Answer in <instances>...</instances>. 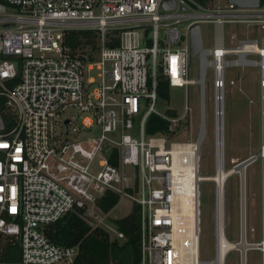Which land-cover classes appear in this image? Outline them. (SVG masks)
Masks as SVG:
<instances>
[{
  "label": "built area",
  "instance_id": "built-area-1",
  "mask_svg": "<svg viewBox=\"0 0 264 264\" xmlns=\"http://www.w3.org/2000/svg\"><path fill=\"white\" fill-rule=\"evenodd\" d=\"M164 1L0 0V100L9 123L6 127L0 112L4 125L0 130V264H74L79 243L55 244L44 232L68 215L83 221L89 232L102 228L111 238L123 239V233L109 222V214L98 207L106 194L127 198L138 207L139 264H180L174 226L193 163V174L201 176L207 70L213 77L212 176L246 160L230 159L231 166L225 169V70L258 68L263 102L264 68L250 63L264 59V37L231 35L228 43L238 42L228 47L223 26L244 24L253 27L252 34L264 31V7L243 9L227 3L212 8L194 0H171L174 8L163 9ZM203 23L213 25V47L204 48L202 43L198 79L192 80L190 31ZM72 32L94 33L95 49L71 47L66 36ZM116 41L117 46H107ZM244 44L250 52L242 61L237 52ZM160 78L169 89L198 85L200 121L195 142L176 140L182 124L189 125L187 102L181 117L158 109ZM69 110L75 111L73 116L66 115ZM151 114L167 121L172 134L146 135ZM65 121L70 122L68 134ZM197 144L196 155L190 154L186 147ZM234 175L240 187L241 176L234 173L225 178L221 190L216 180L198 181L195 188L192 178L198 239L199 183L213 184L214 205L215 258L200 259L198 252L196 264H217L218 238L228 240L224 187ZM262 196L263 238L264 190ZM232 249L237 246L229 248L226 256Z\"/></svg>",
  "mask_w": 264,
  "mask_h": 264
},
{
  "label": "rangeland",
  "instance_id": "rangeland-1",
  "mask_svg": "<svg viewBox=\"0 0 264 264\" xmlns=\"http://www.w3.org/2000/svg\"><path fill=\"white\" fill-rule=\"evenodd\" d=\"M226 0H211L212 8H223ZM252 26L244 24H228L223 26L224 40L229 42L230 36L237 38L264 37V31L253 32ZM200 32L204 48L213 47V25L200 24ZM244 34V35H243ZM242 35V37H240ZM238 41H230L228 47H234ZM250 59L257 60L258 56ZM190 79H198V56L190 62ZM212 72L206 71L205 81V135L199 147V174L203 177L214 174V125H213V88ZM260 73L256 67L227 68L225 70V121H224V159L225 169L230 168V159L243 161L251 155L261 151L264 139V120L262 115L263 102L259 85ZM190 107L189 125L182 124L176 135L179 142H195L199 131V87L191 85L186 89L171 88L169 100L158 105L161 112L174 110L177 117L184 114V106ZM74 110L66 115L73 116ZM262 160L258 159L248 166L245 172V242L256 243L263 241V196L261 180ZM225 232L230 242H239L241 238V191L239 177L234 175L225 183ZM200 192V234L198 239L200 259L212 260L215 258L214 233V205L213 184L199 183ZM132 209V203L127 198H121L118 205L110 211L109 222L126 216ZM243 234V233H242ZM259 249L248 248L246 264H264V255ZM242 254L239 249H232L225 258L224 264H242Z\"/></svg>",
  "mask_w": 264,
  "mask_h": 264
},
{
  "label": "trees",
  "instance_id": "trees-1",
  "mask_svg": "<svg viewBox=\"0 0 264 264\" xmlns=\"http://www.w3.org/2000/svg\"><path fill=\"white\" fill-rule=\"evenodd\" d=\"M199 5L207 7L211 0H194ZM260 7H264V0H260ZM96 35L92 32H72L66 36V42L71 47L91 45L95 49ZM117 41L107 43V46H117ZM169 84L160 78L157 86L159 104L169 100ZM0 112L3 114L2 101ZM169 116H176L174 110H166ZM169 124L155 114L148 116L145 133L148 136L171 135ZM120 199L114 194H106L98 201L100 210L107 214L119 203ZM113 225L123 233V239L111 238L102 228L89 232V226L73 215L63 217L58 222L45 227V234L55 244L69 246L79 243V252L74 264H139V215L138 207L133 205L129 214L112 220ZM89 232V233H88ZM260 242V241H258Z\"/></svg>",
  "mask_w": 264,
  "mask_h": 264
},
{
  "label": "bare ground",
  "instance_id": "bare-ground-1",
  "mask_svg": "<svg viewBox=\"0 0 264 264\" xmlns=\"http://www.w3.org/2000/svg\"><path fill=\"white\" fill-rule=\"evenodd\" d=\"M250 47H248V44H244L240 47L238 53L239 58L243 61L244 57L248 55L250 52L249 50ZM251 65L254 66H261L264 68V59H262L259 62H251ZM263 120H264V98H263ZM264 129V128H263ZM203 135V128L201 127V132L200 136L198 139V144H200V141L202 139ZM221 141V140H220ZM264 142V139H263ZM198 144L197 145H192L189 147H186L188 151H190V154H195L196 155V150L198 149ZM190 149V150H189ZM196 149V150H195ZM261 155V159L264 160V143L262 144L261 151L259 152ZM222 155V146L221 142L218 148V159H221ZM221 161V160H220ZM252 164V163H251ZM245 164H240L236 168H231L225 172L221 171V169L218 170V174L215 176H210L208 178L204 177H198L196 173L194 172L193 174V168L196 170V164H192V166L189 167L188 169V181L186 183V189L187 193L184 197L181 198V203H180V219L176 222V225L174 226V238L177 240L178 247L180 250V264H196L198 263V229H197V220H196V215H195V208H194V201H193V184H192V178L194 177L195 181V188L196 184L198 181H209V180H216L219 184V189L221 190L224 181L226 180L225 178L229 175H232L234 173H237L241 176V184H240V191H241V212L243 214L242 221L243 225L241 224V243H238L236 246L239 249V251L242 254V264H246V254H247V249L246 245L244 242L245 238V228H246V223H245V172L248 168L249 165ZM194 166V167H193ZM263 182V190H264V177L262 179ZM222 221V217L220 219ZM221 234V228L220 232ZM243 233V234H242ZM218 243H217V260L215 261L217 264H224L225 262V257L226 253L229 248L233 247V242H230L226 240L223 236H219L218 238ZM261 250L264 255V238L263 241L261 242Z\"/></svg>",
  "mask_w": 264,
  "mask_h": 264
},
{
  "label": "water",
  "instance_id": "water-1",
  "mask_svg": "<svg viewBox=\"0 0 264 264\" xmlns=\"http://www.w3.org/2000/svg\"><path fill=\"white\" fill-rule=\"evenodd\" d=\"M226 1L228 4H233L237 8L258 9L260 7V0H226ZM162 7L163 9H172L174 8V3L171 0H166L163 2ZM145 34H147V32H145ZM201 49H202V38H201L200 26L194 25L190 31V57H189L190 61H192L197 56V54L200 52ZM146 104H148V100L146 101ZM69 126H70V122L65 121L66 134H68ZM3 127L4 125L0 115V130H2ZM260 157H261L260 153H257L256 155H253L252 158L243 161L242 164L248 165L252 161H255ZM241 238L238 243H241L242 240ZM244 242H245V238H244ZM245 245H246V249L253 248V249L261 250V242H256V243L245 242ZM235 246L236 245L234 244V247Z\"/></svg>",
  "mask_w": 264,
  "mask_h": 264
}]
</instances>
